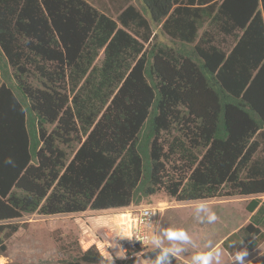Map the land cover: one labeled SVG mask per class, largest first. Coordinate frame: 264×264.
<instances>
[{"label": "trees", "instance_id": "1", "mask_svg": "<svg viewBox=\"0 0 264 264\" xmlns=\"http://www.w3.org/2000/svg\"><path fill=\"white\" fill-rule=\"evenodd\" d=\"M140 2L116 21L85 0H0V223L264 195V0ZM247 210L230 253L264 241V201ZM19 228L0 226V255ZM79 251L60 264H134Z\"/></svg>", "mask_w": 264, "mask_h": 264}, {"label": "rangeland", "instance_id": "2", "mask_svg": "<svg viewBox=\"0 0 264 264\" xmlns=\"http://www.w3.org/2000/svg\"><path fill=\"white\" fill-rule=\"evenodd\" d=\"M85 1L116 21L127 6L133 5L140 10L142 7L140 0ZM152 30L154 41L171 44L170 39L162 32L161 26L152 24ZM231 44L232 40L228 39L227 43L221 44V47L227 49ZM148 46L146 44V47ZM103 59L104 51L100 53L97 64H100ZM256 198L264 201V195L260 197L223 196L204 200L217 215V220L211 224L202 223L196 219L194 205L197 201L178 202L164 191L144 201L140 206H131L128 209L142 206L161 209L156 235L159 234L161 228L168 227L182 228L188 233L192 243L183 245L185 251L175 256L172 264H190L191 256L194 253L208 250L205 245L209 242L219 248L220 264H235L233 257L240 249H246L248 252L245 264H264V241L254 250L245 246L240 247L236 241H233L230 245L234 249L233 253L228 252L223 246V243L240 228L249 225L252 214L248 212L247 205ZM122 211L123 209L86 211L54 216L33 214L25 215L15 222H2L0 226L18 224L20 228L16 234L6 240L7 252L4 256L0 255V264H60L61 260L76 257L80 252V247L85 251L91 246H97V243L102 246L100 241L106 240L105 234L109 235L108 241L113 243L111 238L117 230L115 214ZM105 215L106 218L101 217ZM154 233H151L152 237L155 235ZM164 244L167 246L168 241L164 240ZM153 249H156L154 245ZM99 251L110 260L116 259L112 258L105 250L101 252L99 249ZM148 252L137 254L133 258H121V260L132 259L134 264H145Z\"/></svg>", "mask_w": 264, "mask_h": 264}, {"label": "built area", "instance_id": "3", "mask_svg": "<svg viewBox=\"0 0 264 264\" xmlns=\"http://www.w3.org/2000/svg\"><path fill=\"white\" fill-rule=\"evenodd\" d=\"M121 210V209H120ZM161 209L153 206H142L136 209H123L115 214L116 232L108 241L109 235L105 234V241L97 243V248L105 250L112 258H133L137 254L150 251L153 248L152 232L156 235L159 225ZM131 235V239L128 235Z\"/></svg>", "mask_w": 264, "mask_h": 264}, {"label": "clouds", "instance_id": "4", "mask_svg": "<svg viewBox=\"0 0 264 264\" xmlns=\"http://www.w3.org/2000/svg\"><path fill=\"white\" fill-rule=\"evenodd\" d=\"M195 217L200 222L214 223L217 220V215L208 203L204 200L195 202L194 205ZM131 239V235H128ZM164 240L168 241L165 246ZM152 244L158 249L154 256L147 257L145 264H172L173 257L185 251L183 245L191 244L192 240L188 233L182 228H161L158 235L152 237ZM207 251H199L191 256L190 264H220V252L218 247H214L211 242L205 245ZM248 256L246 249L238 250L233 259L235 264H245V258ZM110 264H115V261H110Z\"/></svg>", "mask_w": 264, "mask_h": 264}, {"label": "crops", "instance_id": "5", "mask_svg": "<svg viewBox=\"0 0 264 264\" xmlns=\"http://www.w3.org/2000/svg\"><path fill=\"white\" fill-rule=\"evenodd\" d=\"M110 211H111V210H110ZM101 217L106 218L107 216L105 215V216H101Z\"/></svg>", "mask_w": 264, "mask_h": 264}]
</instances>
